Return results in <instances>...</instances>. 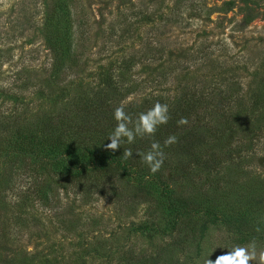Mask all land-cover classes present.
<instances>
[{"label": "rangeland", "instance_id": "374dc122", "mask_svg": "<svg viewBox=\"0 0 264 264\" xmlns=\"http://www.w3.org/2000/svg\"><path fill=\"white\" fill-rule=\"evenodd\" d=\"M43 1L0 0V87L6 86L12 91L19 90L25 94L32 90L29 84L26 85L27 82L32 85L37 80L45 81L50 75L54 54L47 48L43 40L44 34L40 30ZM73 1L72 6L70 3L73 28L75 30L76 25L79 26V20L86 21L89 37L86 39L88 49L83 53L79 65L71 68V72L68 71L71 79L81 76L85 83L95 79L92 70L102 61L106 63L107 56L111 57L114 54L113 49L120 43L121 18L130 10L139 9H157L165 19H169L162 20L158 16V22L154 25L156 29L150 35L154 41H160L166 47L164 64L173 61L172 65H177L171 77L172 82L177 80L181 84L184 81L188 84L198 83V86L204 88L209 82H219L222 79L221 81L228 83L230 91L243 93L248 87L246 81L250 78V71L257 70L258 67L264 71V0H250L254 2L252 5L255 12L258 11V16L247 25L242 23L244 0H234V7L228 12L216 10L211 14H208L207 8L212 10L213 7H221L227 0ZM149 28L150 24L142 25L139 31L146 35ZM75 38L77 40L76 35ZM126 40L125 43L134 44L133 47L141 48L145 45L138 38ZM200 49L207 53L212 51V54L208 57L197 54ZM125 50L119 48V55ZM152 69L148 58L142 57L131 70L147 74ZM184 74L189 75L184 77ZM226 75L235 78L233 84L223 80ZM170 86L169 82L167 87ZM178 89L181 91V86ZM142 95L137 93L135 97L126 100V103L132 104L135 100H140ZM142 101L143 99L139 102ZM35 108L34 105L24 104L17 109L15 104L10 105L6 100L0 103V118H6L11 125L10 111H15L16 114L13 115L21 116L22 125L44 123L47 117H41L35 112ZM6 110L8 113L3 115ZM219 111L205 114V119L211 120V123L222 124L221 129L226 134L223 135L226 140L213 138L208 126L200 127L196 138L193 137L195 143L200 142L202 146L201 150L195 152L196 156L212 154V151L221 149L225 145L223 143L229 139L231 143L250 146L249 140L254 134L251 126L262 127L264 124V115H258L250 126L248 123L236 122L234 128L225 126L222 113L229 116V119L248 115L249 110L244 103ZM57 113L59 108L54 111V114ZM179 134H172L177 142L170 146L171 151L169 146L164 143L161 145L164 156L168 155L169 159L164 161L158 172L151 173L146 164L142 168L143 171L148 170L151 180L157 176L168 180L169 188L178 194L203 200L205 204H214L217 215L221 219H227L211 223L202 239L196 237L183 242V238L191 230L186 223L178 225L188 230L184 236L177 235L180 230L178 227L172 236L163 233L149 237V234L143 233L145 228L135 230L133 226L136 227L138 223L148 221L149 224H157L163 222L165 217L164 212L156 206V199L143 198L134 174L129 179L123 177L112 180L110 186H105L103 190L97 181L94 185H85L84 189L78 190L77 182L53 179L54 191L49 194L47 203L37 197L33 200L31 196L28 202L24 196L29 195L28 190L33 192L35 189L33 176L28 175L29 171L24 174L18 164L7 162L2 165L0 172V191L10 186L5 189L4 201L0 200V212L3 215L0 223V264L44 262L47 258L54 260V256L62 260L63 255L71 261L72 256L80 250L77 241L82 239L83 233L87 239L98 233L106 238L114 236L123 243L120 247L115 245L112 248L113 259L107 258L112 259L111 264H129L125 253L129 249L133 252L136 264H143L142 259L149 255L148 264H204L207 259L214 262L218 256L227 254L235 245H246L253 240L244 243L238 240V218L250 223V227L243 226V229L260 228L257 232L259 236L255 240L258 250L264 248V136L254 140L252 151L245 162L241 163L242 157L240 163H216L212 157L205 156L206 159L200 165H196L191 173L182 177L178 175L181 165L186 166L187 170V160L190 157L179 152V149L182 151ZM143 153L147 152L142 151ZM172 169L175 171L174 178H171ZM5 176L10 179V184ZM19 213L21 217L18 216ZM104 258L106 256L103 257L102 252L94 251L86 259L89 264H99Z\"/></svg>", "mask_w": 264, "mask_h": 264}, {"label": "trees", "instance_id": "16d2710c", "mask_svg": "<svg viewBox=\"0 0 264 264\" xmlns=\"http://www.w3.org/2000/svg\"><path fill=\"white\" fill-rule=\"evenodd\" d=\"M72 2L74 1H43L44 5L41 9L43 20L40 30L44 34L43 40L47 48L54 54L49 77L45 81L36 79L37 81H34L32 85L27 82L26 85L29 84L32 90L25 94L19 90L12 91L6 86L0 87V103L7 100L8 104H15L17 109L24 104L34 105L37 114L47 117L44 123L40 121L42 124L34 126L22 125L20 123L21 116L13 115L16 114L15 111H10L11 125L8 124L9 120L6 118H0V172L2 165L7 162L18 164V168L21 166L20 169L24 174L29 171L28 175L33 176L32 183L35 185V189L33 192L28 190L29 195H25L24 198L26 197L25 199L29 202L30 196L33 200L37 197L46 203L49 201V194L54 191L53 179L77 182L78 190L84 189L85 185H94V182L97 181L102 185L100 188L103 190L105 186V188L110 186L112 180L123 177L129 179L134 174L138 179L143 198L156 199L158 201L156 206L160 208L161 212H164L165 217L163 222L160 221L157 224H149L148 221L141 222L143 224L138 223L136 227L133 224L135 230L145 228L143 233L149 234V237H155L157 234L163 233L172 236L175 229L179 228L177 235L184 236L188 230L183 229V226L178 227V225L186 223L191 230L183 238V242L196 237L202 239L211 223L227 219H221L217 215L218 211L214 204H205L203 200H196L173 191L169 188L168 180L162 176L151 180L149 178L151 175L147 174L148 170L143 171L142 166L145 163L138 152H148L153 141H158L162 145L167 137L177 132L180 133L179 141L182 146V151L179 149V152L190 157L187 160V170L186 166L182 164L179 176L185 177L191 173L193 168L197 167L196 165H200L206 159L205 156L212 157L216 163H240L242 157L241 163L245 162L252 151L254 140L264 136V124L262 127L251 126L254 134L249 140L250 146L231 143L228 138L229 140L223 143L225 145H222L221 149H215L212 154L200 155V157L196 156L195 152L201 150L202 146L199 144L200 142L196 141L195 143L193 137L196 138V132L200 127L208 126L211 128L210 133L213 138L220 137L222 140H226L223 136L226 134L221 129L222 124L211 123V120L205 119V114L213 111L220 112L219 110L222 108L229 110L244 103L246 109L249 110L248 115H239L234 119H229V116L226 117L222 113L226 124L224 125L231 128H234V122L236 124L248 123L250 126L258 115H264V71L260 67L250 71V78L246 81L248 87L244 89L246 92L243 93H238L236 90L230 91V87H227L228 83H224L221 81L222 79L219 82H209V85L205 86L206 89L198 86V83L188 84L187 81H184L181 84L177 83V80L172 82L171 77L177 69V65L173 66V61L164 64L166 47L160 41H154L150 35L152 30L156 29L154 25L158 22L156 19L158 16L162 20L169 19H165L157 9H139L137 11L130 10L121 18L122 34L120 37L122 38L120 43L113 49L114 54L110 55L111 57L107 56L106 63L102 61L92 70L95 79L86 83L83 82L81 76L71 79L68 71L71 72V68L79 65L84 56L83 53L88 49L86 39L89 37L86 21L79 20L77 23L79 26L76 25L75 30L73 28L74 19L70 7ZM244 2L242 10L245 13L242 23L247 25L258 16V11L255 12L253 1L244 0ZM234 3V0H227L221 7H213L212 10L207 8L208 14L216 10L228 12L234 7ZM180 8L182 9L181 6ZM149 24L150 30L145 32L146 35L142 34L139 28ZM128 38H138L144 41L145 45L141 48L133 47L134 44L125 43ZM119 48L122 50L131 48L132 50H125L119 55ZM198 53L208 57L212 51L207 53L206 50L200 49ZM142 57L148 58L151 67H153L147 74L131 70L137 60ZM168 69H170L169 72ZM187 75L189 74H184V77ZM223 80H228L233 84L235 78L226 75ZM169 82L171 86L167 87ZM179 86L182 88L181 91L178 89ZM137 93L142 95V102H139L140 99L135 100L132 104L126 103V100L132 96L135 97ZM28 98H30L29 101ZM156 102L168 105L170 119L167 124L158 127L154 136H145L144 138L138 136L133 143H128L124 138L120 148L115 151L105 147L111 142L108 137L116 125L113 117L116 107L123 104L125 112L132 117L129 128H133L138 115L146 112ZM57 108H59V113L54 114ZM7 110L3 111V115L8 113ZM182 117L186 118L188 122L178 125L177 121ZM192 127L197 130L191 129ZM126 149H130L133 155L124 156L123 153ZM168 159V155L164 156V161ZM174 173L175 171L172 169L171 178H174ZM5 180L10 184V179H7L6 176ZM8 188H3L0 191V195H2L0 200L4 201L5 189ZM1 213L0 223L3 219ZM200 213L203 215H198ZM20 214H18L19 217H21ZM236 221L238 222V240L242 243L259 236L256 230L243 229V226L250 227L247 220L238 218ZM83 236L84 233L82 239L77 241L80 250L72 256V262L63 255L62 260H58L54 256V260L47 258L45 263L32 261L33 263L29 262L28 264H89L86 258L91 257V252L94 251L102 252L103 257L106 256L99 264H111L113 259L111 254L114 253L112 248L115 245L119 247L123 245L110 235L106 238L94 233L89 239ZM198 244L200 246V242ZM125 253L127 254V263L136 264L133 260V252L129 249ZM142 255L144 254L142 253ZM148 258L150 255L142 259L143 264H148ZM138 259L141 261L140 257Z\"/></svg>", "mask_w": 264, "mask_h": 264}, {"label": "clouds", "instance_id": "9594fccd", "mask_svg": "<svg viewBox=\"0 0 264 264\" xmlns=\"http://www.w3.org/2000/svg\"><path fill=\"white\" fill-rule=\"evenodd\" d=\"M113 117L116 125L108 137L111 142L105 146L112 151L120 148L124 138L128 143H133L138 136L140 138L154 136L158 127L167 124L170 119L168 105L160 102H156L146 112L140 113L133 128H129L132 117L125 112L123 104L114 109ZM187 122V119L182 117L177 121V124L184 125ZM176 142L177 138L171 135L164 140V145L171 146ZM138 154L153 174L158 172L164 163V153L158 141L151 143L147 153L138 152ZM123 155L132 156L133 153L130 149H126ZM256 231L259 232L260 228L257 227ZM204 264H264V248L258 250L256 240L253 239L246 245L233 246L227 254L218 256L214 262L210 259L205 260Z\"/></svg>", "mask_w": 264, "mask_h": 264}]
</instances>
